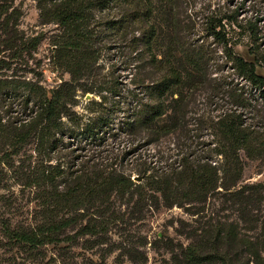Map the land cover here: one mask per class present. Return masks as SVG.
Masks as SVG:
<instances>
[{
	"label": "trees",
	"instance_id": "16d2710c",
	"mask_svg": "<svg viewBox=\"0 0 264 264\" xmlns=\"http://www.w3.org/2000/svg\"><path fill=\"white\" fill-rule=\"evenodd\" d=\"M36 2L43 20L62 29L52 39L50 62L56 70L67 73L69 79L49 89L32 80L23 81L17 86L21 95L19 106L28 113L21 121H14L12 129L0 114V136L25 140L29 136L60 133L104 142L113 115L99 107L107 98L113 108L122 110L118 130L128 136L169 134L180 127L182 89L187 84L197 85L200 78L196 46L186 39L180 0ZM237 13L230 11L209 25L210 35L225 46L229 41L226 27L240 26ZM110 39L129 42L127 64L135 70L134 77L139 71L144 76L127 91L126 100H116L117 85L101 74L100 59ZM39 40L35 37L34 44ZM228 57L238 75L264 97V76L257 72L256 65L232 54L230 49ZM138 86L146 92L145 101L134 92ZM87 93L93 96L84 100V108L93 116L72 110L76 97ZM211 136L202 149L206 155L194 158L185 152L177 165L161 175L143 168L137 173L142 177L139 183L132 174L113 164L92 163L69 174H64L60 164L47 165L39 178L56 190L51 206L54 216L32 229L6 232L33 251L65 242L73 246L79 237L101 236L107 231L108 218L98 209L112 193L123 196L129 191L138 194L148 189L160 196L165 207L188 208L190 215L197 216L211 197H217L231 204L229 208L238 214V221L254 224L250 228L257 230V234L240 233L232 222L205 221L192 234L191 242L178 253L173 252L174 264H264V183L239 184L243 168L240 152L264 153V143L257 142L264 136V129L243 125L241 115L232 112L223 114L211 125ZM91 208L97 219L80 224L83 211ZM71 230L74 232L69 234ZM125 254L130 264H145L146 258L132 250Z\"/></svg>",
	"mask_w": 264,
	"mask_h": 264
},
{
	"label": "rangeland",
	"instance_id": "374dc122",
	"mask_svg": "<svg viewBox=\"0 0 264 264\" xmlns=\"http://www.w3.org/2000/svg\"><path fill=\"white\" fill-rule=\"evenodd\" d=\"M180 3L186 39L196 46L200 78L197 85L187 84L182 89V120L174 133L147 136L121 133L118 128L122 110L113 108L107 98L99 107L113 115L104 142L60 133L29 136L25 140L0 136V264H130L125 254L130 250L146 258L145 264H174L173 252L178 253L191 242L192 234L205 221H228L240 233L257 234V230L250 228L255 225L238 221V214L222 198L211 197L197 216L190 215L188 208L165 207L160 196L148 189L138 194L129 191L123 196L112 193L98 209L108 218L107 231L101 236L79 237L73 246L65 242L33 251L6 232V229L26 231L54 216L51 206L56 190L39 178L47 165L60 164L64 174H69L92 163L113 164L118 170L132 174V178L142 179L137 173L143 168L164 174L177 165L185 152L194 158L206 155L202 149L212 139L211 125L225 113L240 114L243 125L264 129V97L238 75L228 57L230 49L232 54L254 63L257 72L264 76V0H180ZM230 11L238 12L236 19L240 26L226 27L229 41L225 46L208 29ZM40 13L36 0H0V114L11 129L14 121H21L28 113L19 106L21 95L17 86L32 80L49 89L69 79L67 73L56 70L50 62L52 39L62 29L46 23ZM35 37L40 39L37 45L33 42ZM128 43L110 39L100 59L101 74L119 89L122 98L116 96V100L129 98L127 91L133 89L136 80L144 79L140 71L134 77L135 70L127 64ZM136 88V95L145 101L146 92L140 86ZM86 95L76 97L72 110L93 116L84 108V100H90L93 94ZM257 142L264 143V136ZM240 154L243 168L239 184L264 183V153ZM92 209L83 211L80 224L97 219Z\"/></svg>",
	"mask_w": 264,
	"mask_h": 264
},
{
	"label": "water",
	"instance_id": "95a60500",
	"mask_svg": "<svg viewBox=\"0 0 264 264\" xmlns=\"http://www.w3.org/2000/svg\"><path fill=\"white\" fill-rule=\"evenodd\" d=\"M90 97H91L90 94L86 95V98H87V99H89ZM133 179H135V180H140L141 178H140V177H134Z\"/></svg>",
	"mask_w": 264,
	"mask_h": 264
}]
</instances>
